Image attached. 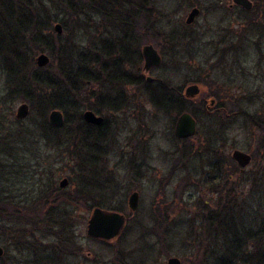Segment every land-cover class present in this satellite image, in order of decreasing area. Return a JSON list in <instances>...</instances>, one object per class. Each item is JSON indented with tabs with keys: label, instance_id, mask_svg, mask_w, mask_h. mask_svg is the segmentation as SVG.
<instances>
[{
	"label": "rangeland",
	"instance_id": "obj_1",
	"mask_svg": "<svg viewBox=\"0 0 264 264\" xmlns=\"http://www.w3.org/2000/svg\"><path fill=\"white\" fill-rule=\"evenodd\" d=\"M80 1L85 2V0ZM147 1L151 9L149 14L155 26L152 32L145 35V38L147 37L146 39L152 42L151 45L162 59L161 65L150 72L151 78L166 80L174 87L182 88L183 92L190 84H201L203 78L208 75V80L226 84L230 91L228 94L234 99L246 98L242 100V103L240 101L241 107L254 115L256 119L259 120L260 117L264 120V59H262L264 39L260 44L256 43V36L251 39V33L247 32L249 30L243 28V21L247 17L242 14L241 8L234 6L232 0H197L202 2V8L193 17V25H190L192 21L188 25L186 23L188 14L195 7L189 6L187 0ZM249 1L252 2V0ZM78 2L79 0L71 1L73 8L76 9L79 6L76 12L81 11L82 8L88 9L84 2L80 5ZM47 8L53 15H58V19L66 23V27L61 24L62 36H65L66 31L70 32L72 40L80 48L92 44L88 40L91 38V36L88 37L89 33L87 32V36L75 24L76 19H69L70 17L64 15L66 13L57 9L52 3H47ZM87 13H89V19L85 17L84 19L88 21L89 32L95 33L96 44H100L99 41L104 39V36L100 35L104 27L113 33L114 38L120 37L116 30L117 27L112 23L107 22L97 13L95 14L93 10ZM72 17H75V14ZM255 17V12L249 15V19ZM189 28L197 29L201 35V48L192 62L187 45ZM216 42H219L217 47H215ZM222 53H225L227 61L215 67L221 61V57L213 56V54ZM90 68L92 72L97 71L95 64H91ZM3 80L4 74L0 61V124L3 123L7 127L11 123L20 122L21 125H16V131L20 132V128L25 126H29L30 131H34L32 121L37 116V112L31 111L26 103L30 109L29 116L22 121L15 120L17 107L25 102L19 101L13 106L2 102ZM210 88L214 90L207 86L205 91L207 92ZM80 90H83L81 101L93 108L90 110L96 112L97 98L101 94H96L98 90L94 84H88ZM90 92L95 93L96 98L90 94L89 96L93 98L88 100L87 95ZM122 92L125 93L122 95L124 103L121 107L114 112L106 111L101 113L102 116L100 115L106 121V125L98 140L101 144L98 148L101 161L98 165L100 184L97 185L102 186V196L98 197L101 201L100 208L124 215L126 218L125 233L120 240L112 242L109 247L93 241L86 236V225L90 213L78 211L79 216L72 220L74 227L72 232L77 243L83 247L86 257L78 258L75 264H89L90 262V264H95L93 260L98 264H119L117 260L119 252H122L121 260L125 264H166L168 257H176L183 264H217L218 258L223 257L227 249H232L230 239L234 237L235 227L227 229L223 219L209 227L208 221L216 220L207 221V212L215 210V204L220 195L213 194L214 188L217 193V186L225 181L226 175L230 172L229 165L230 161H233L231 159L233 150L249 155L254 153L259 132L245 124L242 117H239L235 126L227 131V127L220 124L212 116L213 114L201 115L197 120V135L190 142L194 153L189 162L192 174L187 175L178 166L172 172L174 159L177 157L175 152L179 146L181 147L173 135V126L177 116L159 113L154 106L147 103L146 98L143 100L138 95L133 86ZM108 94L110 97L114 96L112 92ZM131 104L140 107H135L136 110H133ZM54 109L62 112L59 108ZM85 110L81 111V115ZM49 112L50 110L43 119L46 123ZM243 125L245 127H242ZM34 133L37 137V133ZM213 144H216L215 148ZM143 145L150 158L146 160V168L142 167L139 171L132 168V165L136 163L132 160L135 155L140 156ZM217 148H220L221 152ZM66 149L67 147L61 144L57 147H47L42 144L40 149L31 147L30 151L33 157L38 155L39 160L42 161L40 164L50 173L49 177L53 178L57 187L63 178H67L68 181L74 179L76 184H79L81 178L77 173L76 160L68 162L72 158L68 157ZM218 153L222 155L218 157ZM233 164L237 166L234 161ZM31 165H34V162ZM219 169L220 175L218 174ZM31 170L37 174L31 176L30 182L46 178L42 177L43 169H37L34 166ZM259 170H264V160L261 157H257L245 169V174L256 173ZM14 188L19 189L16 195L35 190L34 186ZM71 188L69 183L67 189ZM133 191L139 193L138 210L135 213H131L127 208L128 196ZM236 214L238 229L241 233L244 230L242 236L245 237L238 236L237 238L239 251L256 252L254 244L252 246L251 243L253 239L261 244L260 248L264 251V229L259 233L257 224L249 226L248 224L253 223L252 219L250 221L246 219L245 228H242L241 212H236ZM250 229L251 231L253 229L252 236L248 232ZM159 233L162 235V242H159L156 236ZM35 240L39 245L48 247L51 243H56L57 239L44 237L38 232ZM0 246L4 250L3 245L0 244ZM7 251L12 259H15L13 256H17L16 260L19 261L27 259L23 256L26 253L20 254L12 246L8 247ZM235 264L246 263L236 261Z\"/></svg>",
	"mask_w": 264,
	"mask_h": 264
},
{
	"label": "trees",
	"instance_id": "obj_2",
	"mask_svg": "<svg viewBox=\"0 0 264 264\" xmlns=\"http://www.w3.org/2000/svg\"><path fill=\"white\" fill-rule=\"evenodd\" d=\"M71 1L0 0V61L4 74L2 102L13 106L23 101L30 106L31 111L37 112L32 121L34 131H30L29 126L20 128V132L16 131V125L20 122L11 123L7 127L0 124V244L5 251L0 264H75L78 258L86 257L83 247L73 235L72 220L79 216L78 211L90 213L92 207L100 208L98 197L102 196V186L97 184H100L98 165L101 160L98 148L101 144L98 140L106 121L100 127L84 123L81 111L93 108L81 101L83 90L80 88L94 84L98 90L96 94H101L97 98L96 113L101 115L106 111L114 112L122 105L120 92L139 85L132 75V68L138 65L136 60L140 59L141 47L152 43L145 38L155 26L147 0H85L86 3L79 0L78 5L84 2L88 7L79 12H76L79 6L73 8ZM187 1L191 7L199 3L197 0ZM47 3L54 4L69 19H76L75 24L87 36L89 33L88 37L91 38L88 40L92 44L80 48L72 40L70 32L66 31L65 36L56 35L52 24L60 23L66 27V23L48 10ZM252 3L251 11L241 9L247 17L243 21V28L249 30L247 32L251 33V39L256 36V43L260 44L264 39V0H252ZM91 10L117 27L120 37L114 38L113 33L104 27L100 33L104 39L96 46L95 33L89 32L86 20L89 19L87 12ZM252 12H255L256 17L249 19ZM73 14L75 17H72ZM130 44H135V47ZM41 53H46L50 59L44 68H38L34 62L35 56ZM91 64H95L96 72L91 71ZM141 84L146 91L147 103L164 115L178 116L188 112L197 121L201 115L213 114L220 124L227 127V131L242 117L245 124L259 132L255 151L251 155L252 162L257 157L264 160V120L260 117L256 119L241 107L240 101L242 103L246 98L234 99L222 90L216 91L215 83L208 86L215 90L210 88L206 93L201 90L194 99L185 98L182 88L174 87L166 80H142ZM108 92L114 96L110 97ZM90 94L96 98L93 92L87 97ZM211 101L214 105H210ZM54 108L63 112L65 121L62 127H50L43 120L47 112ZM42 144L47 147L60 144L67 147L68 157L72 158L68 162L76 160L77 173L81 177L79 184L70 179L71 189L62 190L56 186L53 178L49 177L50 173L40 164L42 161L38 155L33 157L30 154L31 147L40 149ZM33 162L34 165H31ZM34 166L43 169L42 177L46 178L30 182L31 176L37 174L31 170ZM229 169L215 210H209L206 217L207 221L216 220L208 221L209 227L222 219L227 229L235 227L234 237L230 239L232 249H227L225 255L218 258L217 264H235L236 261L264 264V251L254 239L251 243L256 252L239 251L237 238L244 235V230L240 232L235 220L236 212H241L242 228H245L246 219H252L253 223L249 226L257 224L259 233L264 229V170L246 175L245 170L235 166L233 161H230ZM27 186H34L35 190L16 195L19 189L14 187ZM250 231L252 236L253 229ZM38 232L44 237L57 239L56 243H51L49 249L39 245L35 240ZM124 233L114 241L120 240ZM156 236L159 242L163 241L161 233ZM97 242L106 247L112 244ZM10 246L20 254L26 253L23 256L27 259L19 261L16 260L17 256L12 259L7 251ZM121 255L122 252H119L118 263L125 264Z\"/></svg>",
	"mask_w": 264,
	"mask_h": 264
},
{
	"label": "water",
	"instance_id": "obj_3",
	"mask_svg": "<svg viewBox=\"0 0 264 264\" xmlns=\"http://www.w3.org/2000/svg\"><path fill=\"white\" fill-rule=\"evenodd\" d=\"M233 5L240 7L245 11H250L253 4L249 0H232ZM198 13L196 9H193L188 14L186 23H189L193 17ZM53 32L56 35H62L63 28L60 23L53 25ZM141 56L144 62L143 71L147 74L151 69L158 68L162 59L157 50L152 45H144L141 48ZM35 65L38 68L46 67L50 59L44 54H38L34 58ZM148 82L152 81V78L147 76ZM200 94V87L197 84H190L183 90V95L187 99H193ZM213 104V102L211 103ZM30 109L26 103L20 104L16 111L14 118L17 121H22L29 116ZM82 120L84 123L90 126L99 127L103 123L104 119L101 116L96 115L93 111L85 110L82 113ZM47 124L50 127H62L64 125V115L61 111L53 109L47 116ZM197 130V123L194 117L188 112H182L178 115L174 126V136L177 139H188L195 136ZM231 159L235 164L241 168L246 169L251 164V156L247 153L239 150H233L231 153ZM69 181L67 178H63L59 181L58 187L62 190L67 189ZM139 195L133 192L128 197V210L131 213H135L138 210ZM126 218L124 215L108 211L99 207H95L91 210L86 225V236L91 240L101 241L104 243H111L118 239L125 228ZM3 256V249L0 246V257ZM166 264H182L176 257H169L166 260Z\"/></svg>",
	"mask_w": 264,
	"mask_h": 264
},
{
	"label": "flooded vegetation",
	"instance_id": "obj_4",
	"mask_svg": "<svg viewBox=\"0 0 264 264\" xmlns=\"http://www.w3.org/2000/svg\"><path fill=\"white\" fill-rule=\"evenodd\" d=\"M235 6V5H234ZM238 7V6H237ZM200 8H202V2H199V3H197V6H195V8L194 9H196L197 11L200 9ZM193 10V9H192ZM192 21V20H191ZM190 21V22H191ZM189 22V23H190ZM193 22H194V20L190 23V25H193ZM189 23H188V25H189ZM187 25V26H188ZM187 40H188V49H189V56H190V61L192 62L193 61V59H194V57L196 56V54H197V51L201 48V35H199V33H198V31H197V29L195 30V29H193V28H189V30L187 31ZM216 45H215V47H217L218 45H219V42H216L215 43ZM96 46H99L100 44H95ZM131 46H134L135 47V44H130ZM150 45V44H149ZM143 47V46H142ZM141 47V48H142ZM236 47V46H235ZM101 53H103L104 54V52L103 51H101ZM140 59H137L136 61L138 62V65L137 66H135L134 68H132V75H133V77L138 81V83H139V85L137 86V85H133V87L136 89V91L138 92V95L144 100V98H145V95H146V91L144 90V88H143V85L141 84V82H142V80H145V81H147L146 80V77L147 76H149V77H151L150 76V72L152 71V70H154V69H151L147 74L143 71V65H144V62H143V59H142V56H141V52H140ZM215 55H219L220 57H221V61L220 62H218L216 65H215V67H219V66H221V65H223L226 61H227V59H226V55H225V53H222V54H213V56H215ZM203 61H205L204 59H203ZM214 67V66H213ZM208 78H209V76L208 75H206V77L205 78H203V80L200 82L201 84H197V83H193V84H197L199 87H200V92H201V90H204L203 92L204 93H206V91H205V88H207V86H209L210 85V83H215V88H216V91H219V90H222L223 92H225L228 96H230L231 97V95L230 94H228L230 91L228 90V88L226 87V84H218L217 83V81L215 82L214 80H208ZM155 79L154 78H152V81H154ZM151 81V82H152ZM148 82V81H147ZM207 83V84H206ZM135 86H137V88L135 87ZM218 89V90H217ZM215 90V89H214ZM135 92V91H134ZM123 93H125V92H120V94L121 95H123ZM247 97V96H246ZM233 98V97H232ZM213 101H211L210 102V105H214V102H213V104H211ZM120 103L121 104H123L124 103V97H121V99H120ZM132 105V109L134 110H136V108L135 107H137V108H139L140 106H135V105H133V104H131ZM124 107V106H123ZM128 109V108H127ZM86 110H89V109H86ZM90 111H92V110H90ZM96 115H98V116H100L98 113H96V112H94ZM178 117V116H177ZM176 117V118H177ZM195 119V118H194ZM196 120V119H195ZM176 121V120H175ZM103 123H104V121H103ZM102 123V124H103ZM196 123H197V121H196ZM101 124V125H102ZM90 126V125H89ZM174 126H175V122H174ZM174 126H173V135H174ZM94 127H96V126H94ZM100 127V126H99ZM197 135V130H196V134H195V136ZM195 136L194 137H192V138H188V139H177V138H175V136H174V138L176 139V141L177 142H179L180 144H181V147L179 146V148L176 150V154H177V157L174 159L175 161V164L173 165V167H172V172L173 171H175L176 170V168H177V166H178V168L179 169H181V171L182 170H184L183 172L184 173H186L187 175H191L192 173H191V171H190V165H189V162H190V157L193 155V147H192V145L190 144V142H192V139L193 138H195ZM214 145H216V144H213L212 146L215 148V146ZM141 146V145H140ZM183 146H185L184 148H182ZM143 147V148H142ZM141 148L143 149H141V153H140V156H138V155H135L134 157H133V162L134 161H136V163L135 164H133L132 165V168H134V169H140L141 170V168L142 167H145L146 168V166L147 165H145L146 164V160H148L149 158H150V155L147 153V150L145 149V146L143 145ZM217 149H219V151L221 152V150H220V148H217ZM189 155V156H188ZM222 154L221 153H218L217 154V156L218 157H220ZM251 156V155H250ZM139 158V159H138ZM169 158V157H168ZM167 158V159H168ZM141 159H142V161H141ZM251 159H252V157H251ZM138 160V161H137ZM141 162H142V164H141ZM251 163H252V161H251ZM179 164V165H178ZM241 169V168H240ZM139 170V171H140ZM242 170H245V169H242ZM219 171H220V169L218 170V174H219ZM171 174H172V172L171 171H169ZM141 173V172H140ZM220 175V174H219ZM220 178V177H219ZM217 189H218V192L216 193V188H214V193L213 194H217V195H219L220 193H223V182H222V184H220L219 186H217ZM133 192H136V193H138L137 191H133ZM133 192H131V193H133ZM130 193V194H131ZM138 195H139V193H138ZM129 197V196H128ZM95 208V207H94ZM127 208H128V199H127ZM92 209H93V207H92ZM252 246H253V244H252ZM254 247V246H253ZM1 258V257H0Z\"/></svg>",
	"mask_w": 264,
	"mask_h": 264
}]
</instances>
